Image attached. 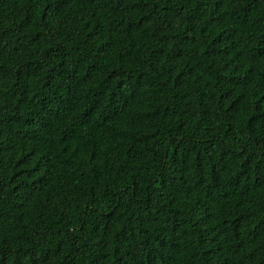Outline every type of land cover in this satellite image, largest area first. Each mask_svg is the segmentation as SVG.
I'll return each instance as SVG.
<instances>
[{
    "label": "trees",
    "instance_id": "trees-1",
    "mask_svg": "<svg viewBox=\"0 0 264 264\" xmlns=\"http://www.w3.org/2000/svg\"><path fill=\"white\" fill-rule=\"evenodd\" d=\"M0 264H264V0H0Z\"/></svg>",
    "mask_w": 264,
    "mask_h": 264
}]
</instances>
